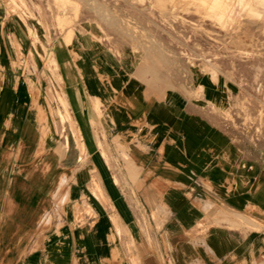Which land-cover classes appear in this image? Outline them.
<instances>
[{"label": "crops", "instance_id": "1", "mask_svg": "<svg viewBox=\"0 0 264 264\" xmlns=\"http://www.w3.org/2000/svg\"><path fill=\"white\" fill-rule=\"evenodd\" d=\"M17 24L0 14V264H264V136L226 125L221 80L201 77L196 97L78 41L81 55L58 63L72 62L74 110L96 111L83 94L101 103L102 147L90 133L88 162L73 147L34 165L59 144Z\"/></svg>", "mask_w": 264, "mask_h": 264}, {"label": "rangeland", "instance_id": "2", "mask_svg": "<svg viewBox=\"0 0 264 264\" xmlns=\"http://www.w3.org/2000/svg\"><path fill=\"white\" fill-rule=\"evenodd\" d=\"M0 14L16 20L32 40L26 71L36 96L48 102L43 129L59 144L43 147L34 165L45 161L42 156L61 163L73 147L81 151V163L88 162L90 133L102 147L101 103L83 94L81 105L91 100L96 111L74 110L67 91L76 80L62 77L63 70L73 75L72 62L81 55L78 41L86 38L83 47L95 57L106 51L112 56L113 70L122 65L130 73L164 75L177 88H192L196 97L205 92L201 77L221 80L229 103L221 112L226 125L244 137L264 136V0H0ZM18 24L15 39L23 38ZM59 54L70 65L61 67Z\"/></svg>", "mask_w": 264, "mask_h": 264}]
</instances>
